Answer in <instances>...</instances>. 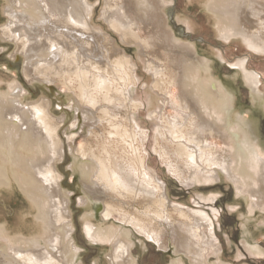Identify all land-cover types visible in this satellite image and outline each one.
I'll use <instances>...</instances> for the list:
<instances>
[{
    "label": "bare ground",
    "instance_id": "1",
    "mask_svg": "<svg viewBox=\"0 0 264 264\" xmlns=\"http://www.w3.org/2000/svg\"><path fill=\"white\" fill-rule=\"evenodd\" d=\"M166 3L102 0L99 17L106 29L138 48L152 77L149 88L137 91V63L112 34L95 25L88 0H6L8 23L1 37L24 56L26 77L66 90L72 121L64 126L53 116L49 100L25 104L19 89L0 93V188H16L32 218L29 235L12 234L0 224V264H75L71 196L56 165L65 145L86 208L85 235L91 243L109 245L108 264H136L132 230L162 248L167 247L162 234L168 235L171 264H183L185 258L190 264H225L208 213L170 200L167 180L150 163V137L153 154L184 185L224 180L249 201V212L264 211V149L234 113L233 98L210 72L209 59L171 31ZM203 8L222 40L237 38L264 54V0H205ZM181 20L192 30L189 20ZM143 33L151 36L149 42ZM232 65L252 98L259 96L261 76L248 68L247 59ZM142 107L154 129L150 137L138 119ZM166 107L173 111L168 121ZM166 139L175 163L165 160L166 148L157 149ZM119 149L126 164L120 163ZM215 197L198 195L204 203ZM243 244L253 255L263 252L259 245Z\"/></svg>",
    "mask_w": 264,
    "mask_h": 264
},
{
    "label": "rangeland",
    "instance_id": "2",
    "mask_svg": "<svg viewBox=\"0 0 264 264\" xmlns=\"http://www.w3.org/2000/svg\"><path fill=\"white\" fill-rule=\"evenodd\" d=\"M88 1L93 4L92 18H94L93 21L95 20V25L103 27L107 33L112 34L118 45L125 48L127 56L137 63L136 72L139 82L135 90H144V85L149 88L152 77L143 69L138 48L123 43L116 33L109 28L106 29L99 17L102 0ZM166 1L164 13L167 25L179 39L185 42L189 41L201 56L209 59L210 72L220 81L222 87H226L223 88L233 98L234 113H238L240 118L249 125L251 138L257 142L258 147L264 149V54L250 50L237 38L222 40L215 31L213 19L203 8L205 0ZM5 5L6 0H0V93L10 95L12 91L17 92L19 89L20 99L25 104H37L44 99L49 100L52 115L63 121L64 126H67L72 121V113L68 112L69 100L66 90L46 84L45 81L26 77L23 72L24 56L16 53V46L12 41L1 37V28L8 23ZM180 19L189 20L193 24L192 30L187 29L185 23ZM142 38L148 42L151 40V36L146 33L142 34ZM242 57L247 59L248 68L255 70L261 76L259 85L261 94L257 97L254 96V99L250 95L249 87L245 84L241 72L232 65L237 58ZM164 65H167L166 61ZM172 89L173 92L177 91L175 86H172ZM165 114L164 120L168 121L173 111L166 107ZM167 116L169 117L167 118ZM138 119L141 121V126L143 125L142 128L146 130V135L152 136L154 129L150 126L145 107L141 108ZM82 133L75 139L74 145L80 142ZM149 139L146 148L153 157V161L150 163L161 178L167 180V194L172 203L191 209H204L208 213L212 223L209 228L212 227L214 230L216 242L221 247L220 260L225 264H264V211L258 209L254 212L255 214L249 212V201L236 196L233 186L224 180L223 183L217 181L215 183L200 182L189 186L184 185L168 172L164 161L153 154V140L151 141V137ZM166 141H164L166 144H160L157 149L166 148V151L169 152L166 154L165 160L175 163L177 162L176 157L170 155L173 152L172 144L167 139ZM65 146V155L57 161L56 165L62 175L64 189L70 192L71 196L72 231L74 230L71 231V237L78 247L73 261L75 264H108L105 258L110 251L109 245L107 243H91L85 235L86 208L80 203L79 180L76 173L69 167L72 155L69 153L68 146ZM117 155L121 158L120 163L128 162L127 156L120 149ZM211 194L216 196L213 202L204 203L198 199V195L206 197ZM30 209L27 199L16 188L12 190L0 188V224H5L10 233L15 234L22 231L24 235L30 234V220L32 219L29 213ZM89 220L91 222V219ZM146 226L149 225L146 224ZM132 233L134 241L132 255L136 259V264H171L172 244L168 235L162 234L168 247L162 248L155 241L140 235L135 230H132ZM245 241L250 245H259L258 247L263 251L262 254L249 253L243 244ZM209 258L211 262L215 261L214 255L211 254ZM183 264H190V262L185 258Z\"/></svg>",
    "mask_w": 264,
    "mask_h": 264
},
{
    "label": "flooded vegetation",
    "instance_id": "3",
    "mask_svg": "<svg viewBox=\"0 0 264 264\" xmlns=\"http://www.w3.org/2000/svg\"><path fill=\"white\" fill-rule=\"evenodd\" d=\"M263 134H264V132H263Z\"/></svg>",
    "mask_w": 264,
    "mask_h": 264
}]
</instances>
